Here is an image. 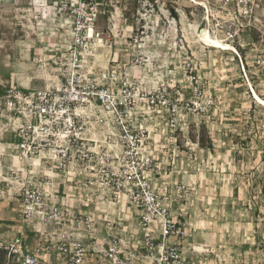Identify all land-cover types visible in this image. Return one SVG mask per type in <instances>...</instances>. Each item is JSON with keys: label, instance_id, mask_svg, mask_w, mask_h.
Wrapping results in <instances>:
<instances>
[{"label": "built area", "instance_id": "built-area-1", "mask_svg": "<svg viewBox=\"0 0 264 264\" xmlns=\"http://www.w3.org/2000/svg\"><path fill=\"white\" fill-rule=\"evenodd\" d=\"M56 1L60 32L46 60L57 81L0 91V115L20 138L12 143L20 172L29 169L19 181L22 213L51 237L1 246L17 264H185L188 222L164 187L165 170L178 138L189 140L191 124L216 101L192 61L184 78L156 81L106 59L101 3ZM189 1L238 55L236 43L263 24V0ZM136 61L145 65L142 55ZM256 63L264 66V55Z\"/></svg>", "mask_w": 264, "mask_h": 264}, {"label": "rangeland", "instance_id": "rangeland-1", "mask_svg": "<svg viewBox=\"0 0 264 264\" xmlns=\"http://www.w3.org/2000/svg\"><path fill=\"white\" fill-rule=\"evenodd\" d=\"M54 1L0 5V91L57 81L56 66L46 60L61 25ZM96 1L102 11L97 25L109 37L99 50L103 57L156 81L184 78L192 61L207 97L216 101L191 124L189 140L178 138L165 170L164 187L188 222L185 264H264V105L254 96L264 99V66L256 63L264 55V0L261 29L236 43L240 55L202 40L205 11L189 0ZM139 55L145 65L135 67ZM19 141L0 115V264H17L2 243L51 237V228L22 213L20 182L29 169L20 172L12 146Z\"/></svg>", "mask_w": 264, "mask_h": 264}, {"label": "bare ground", "instance_id": "bare-ground-1", "mask_svg": "<svg viewBox=\"0 0 264 264\" xmlns=\"http://www.w3.org/2000/svg\"><path fill=\"white\" fill-rule=\"evenodd\" d=\"M200 36L206 44L223 49H233V47L228 45V43L222 42L219 38L214 37L206 28L201 32ZM254 96L261 104L264 105V99L256 91H254Z\"/></svg>", "mask_w": 264, "mask_h": 264}, {"label": "crops", "instance_id": "crops-1", "mask_svg": "<svg viewBox=\"0 0 264 264\" xmlns=\"http://www.w3.org/2000/svg\"><path fill=\"white\" fill-rule=\"evenodd\" d=\"M22 1V4L21 5H18V6H21L22 8H26L28 6V4H30V0H21ZM20 0H0V5H3L5 4L6 6H9V7H13V6H16V2H21ZM38 2L40 3H44L45 1L47 0H37ZM48 1H51V0H48Z\"/></svg>", "mask_w": 264, "mask_h": 264}, {"label": "trees", "instance_id": "trees-1", "mask_svg": "<svg viewBox=\"0 0 264 264\" xmlns=\"http://www.w3.org/2000/svg\"><path fill=\"white\" fill-rule=\"evenodd\" d=\"M247 35L248 34H245L244 36L247 37ZM262 177H263V180H264V167H263ZM263 193H264V184H263Z\"/></svg>", "mask_w": 264, "mask_h": 264}]
</instances>
